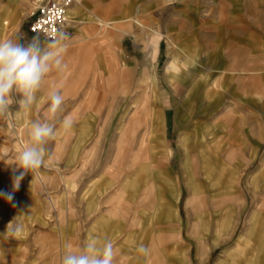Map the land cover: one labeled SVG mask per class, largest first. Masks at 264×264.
Segmentation results:
<instances>
[{
  "label": "rangeland",
  "instance_id": "1",
  "mask_svg": "<svg viewBox=\"0 0 264 264\" xmlns=\"http://www.w3.org/2000/svg\"><path fill=\"white\" fill-rule=\"evenodd\" d=\"M34 1L1 17L0 40L37 37ZM83 2L84 23L62 32L67 67L46 77L29 121L15 103L0 116V191L13 195L0 197V264H60L112 210L135 214L157 244L148 262L140 244L115 245L114 264H240L255 218L264 231V0ZM53 89L64 97L55 121ZM46 118L56 135L45 165L14 189L16 144Z\"/></svg>",
  "mask_w": 264,
  "mask_h": 264
},
{
  "label": "clouds",
  "instance_id": "2",
  "mask_svg": "<svg viewBox=\"0 0 264 264\" xmlns=\"http://www.w3.org/2000/svg\"><path fill=\"white\" fill-rule=\"evenodd\" d=\"M66 35H60L41 41L33 37L27 43H19L13 39L0 40V116H8L15 103L19 111L27 112L37 100V93L42 89L46 77L55 69L63 71L67 66L63 62L67 46L63 43ZM50 119L55 121L61 111L64 97L59 90L53 89L48 94ZM74 120L66 117L62 126L71 129ZM29 141L16 158L17 167L13 169V186L19 189L20 182L29 172H36L45 165L47 144L55 138L56 127L49 119H37L30 123ZM22 169V171H21ZM0 197L12 201L10 192L0 191ZM11 224V223H10ZM22 226L17 224L12 229L18 234ZM137 251L145 256L149 249L141 244ZM114 245L111 240L103 242L97 238L86 240L82 246L73 251L72 245L60 258V264H114Z\"/></svg>",
  "mask_w": 264,
  "mask_h": 264
},
{
  "label": "crops",
  "instance_id": "3",
  "mask_svg": "<svg viewBox=\"0 0 264 264\" xmlns=\"http://www.w3.org/2000/svg\"><path fill=\"white\" fill-rule=\"evenodd\" d=\"M43 0H37L34 1L35 5H39ZM83 0H72V4L68 9V16L69 21H67L66 29L69 30L72 27L79 26L80 24L84 23V20H80V15L82 13V8L84 7ZM18 4L19 0H10L8 3L1 6V16L6 15L8 17H13V15L18 13ZM15 19L14 17L12 20ZM96 20L97 25L101 26L102 28H110L111 22L108 20H104L101 18H97ZM136 23H139L138 20H135ZM91 22V21H87ZM9 21L4 20L3 25H8ZM0 28H2L1 20H0ZM1 30V29H0ZM2 32V31H1ZM0 32V35L2 33ZM65 45L68 44V42H63ZM79 50L81 52L84 51L83 47L80 46ZM256 56H249V62H252L254 59H256ZM246 60V59H245ZM251 65H249L250 68ZM168 69H173L175 71L179 70V66L175 63H172L169 65ZM250 71V70H249ZM154 90V87L152 88ZM100 96V95H99ZM99 98V97H98ZM23 115L24 120L21 124H25L29 121V112H21V116ZM25 147L24 142H20L16 144V148L18 152L20 153L22 149ZM39 174V171H36ZM100 185H105L103 182L100 183L97 187V189L100 191L98 193H102L100 188ZM53 206V205H52ZM122 210L124 209V206H121ZM54 208V207H53ZM112 210V213H106V212H100L98 216H96V226L94 229V232H91L90 239L91 238H97L99 241L103 242L105 239L111 240L113 245H118L121 247H126L130 245H135V243L143 244L149 249L148 255L145 256V261H152L153 259V253L155 252L154 248L157 245L156 244V233L153 231H145L143 230H136L134 227V224L130 222H135L137 219L134 216L135 214H132L131 216L129 213L126 214H116V212ZM254 220V219H253ZM228 221V220H226ZM254 226L251 231L252 236L250 235L247 239H245L244 243L240 244L241 249L238 258L240 259L238 262L240 264H246L249 259H251V248H252V242L254 240H258L261 242V246L259 251L257 250L258 257H254L255 262L254 264H264V231L262 230V224L259 220V218H255L254 220ZM142 240H138V239ZM138 246V245H137Z\"/></svg>",
  "mask_w": 264,
  "mask_h": 264
},
{
  "label": "built area",
  "instance_id": "4",
  "mask_svg": "<svg viewBox=\"0 0 264 264\" xmlns=\"http://www.w3.org/2000/svg\"><path fill=\"white\" fill-rule=\"evenodd\" d=\"M72 0H45L31 13L28 30L42 39L60 35L67 23L68 8Z\"/></svg>",
  "mask_w": 264,
  "mask_h": 264
},
{
  "label": "bare ground",
  "instance_id": "5",
  "mask_svg": "<svg viewBox=\"0 0 264 264\" xmlns=\"http://www.w3.org/2000/svg\"><path fill=\"white\" fill-rule=\"evenodd\" d=\"M71 6V5H70ZM67 14H68V12H67ZM67 21H68V16H67Z\"/></svg>",
  "mask_w": 264,
  "mask_h": 264
}]
</instances>
